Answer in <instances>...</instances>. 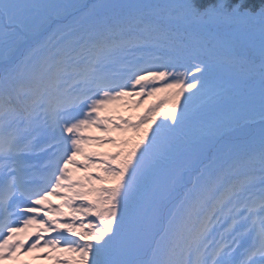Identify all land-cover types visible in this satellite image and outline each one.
Returning a JSON list of instances; mask_svg holds the SVG:
<instances>
[{"label": "snow or ice", "instance_id": "1", "mask_svg": "<svg viewBox=\"0 0 264 264\" xmlns=\"http://www.w3.org/2000/svg\"><path fill=\"white\" fill-rule=\"evenodd\" d=\"M35 262L264 264V0H0V264Z\"/></svg>", "mask_w": 264, "mask_h": 264}, {"label": "rangeland", "instance_id": "2", "mask_svg": "<svg viewBox=\"0 0 264 264\" xmlns=\"http://www.w3.org/2000/svg\"><path fill=\"white\" fill-rule=\"evenodd\" d=\"M101 150H103V149H101Z\"/></svg>", "mask_w": 264, "mask_h": 264}]
</instances>
